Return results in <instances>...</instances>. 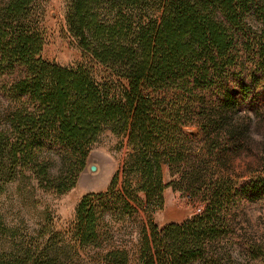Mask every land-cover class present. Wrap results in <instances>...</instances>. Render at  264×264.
Instances as JSON below:
<instances>
[{
	"label": "trees",
	"instance_id": "1",
	"mask_svg": "<svg viewBox=\"0 0 264 264\" xmlns=\"http://www.w3.org/2000/svg\"><path fill=\"white\" fill-rule=\"evenodd\" d=\"M34 1L3 0L0 7V69L12 79L11 111L0 114V181L20 167L46 191L64 195L76 185L85 151L109 130L125 139L131 162L122 166L120 189L117 173L105 193L79 201L80 245L98 246L104 214L141 210L146 224L134 251L112 249L99 264L205 263L232 214L264 200V162L239 183L228 175L230 158L264 116V17L259 30L248 23L255 0H155L159 18L145 23L130 14L147 0H107L111 23L98 20L104 0H68V33L92 64L75 68L40 57ZM92 66L110 74L99 80ZM168 187L202 204V213L153 226ZM24 256H4L0 264H52L46 253L35 261Z\"/></svg>",
	"mask_w": 264,
	"mask_h": 264
},
{
	"label": "rangeland",
	"instance_id": "2",
	"mask_svg": "<svg viewBox=\"0 0 264 264\" xmlns=\"http://www.w3.org/2000/svg\"><path fill=\"white\" fill-rule=\"evenodd\" d=\"M255 8L248 18L249 25L259 30L264 17V0H255ZM3 0H0V7ZM68 0H35L30 22L42 39L40 57L43 61L63 67L91 66L90 59L77 47L66 26ZM123 13L127 10L123 9ZM98 20L111 23L115 17L107 0L97 10ZM136 22L145 23L147 17L159 18L155 0H147L143 11L130 14ZM93 75L105 80L109 70L92 66ZM22 70L16 71V76ZM23 74V73H22ZM12 79L0 69V114L11 111L10 85ZM243 149L230 158L229 177L239 183L252 169L264 162V116L255 121ZM195 135L196 128L185 129ZM84 166L75 187L64 195H56L40 186L34 175L15 168L12 180L0 181V258H23L27 253L35 261L46 253L52 264H99L112 249L133 252L139 243V232L146 224L141 210L135 213L118 211L106 213L98 219V246H81L75 236V211L79 201L87 195L105 193L118 173L117 190L123 186L122 166L131 162L132 152L123 137L104 130L96 142L85 151ZM94 166L95 172L89 167ZM170 171L163 168V181L169 184ZM135 187L136 178H128ZM199 210V211H198ZM203 205L189 200L185 194L168 187L163 193L162 208L150 219L153 226L163 228L181 224L199 216ZM229 231L220 237L209 259L193 264H264V200L244 203L231 216Z\"/></svg>",
	"mask_w": 264,
	"mask_h": 264
},
{
	"label": "water",
	"instance_id": "3",
	"mask_svg": "<svg viewBox=\"0 0 264 264\" xmlns=\"http://www.w3.org/2000/svg\"><path fill=\"white\" fill-rule=\"evenodd\" d=\"M95 170H96V169H95L94 166H90V167H89V171H90V172H95Z\"/></svg>",
	"mask_w": 264,
	"mask_h": 264
},
{
	"label": "built area",
	"instance_id": "4",
	"mask_svg": "<svg viewBox=\"0 0 264 264\" xmlns=\"http://www.w3.org/2000/svg\"><path fill=\"white\" fill-rule=\"evenodd\" d=\"M199 211V210H198Z\"/></svg>",
	"mask_w": 264,
	"mask_h": 264
}]
</instances>
